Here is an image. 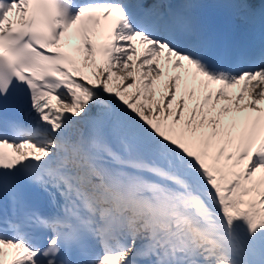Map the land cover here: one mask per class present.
<instances>
[{"label":"snow or ice","instance_id":"snow-or-ice-1","mask_svg":"<svg viewBox=\"0 0 264 264\" xmlns=\"http://www.w3.org/2000/svg\"><path fill=\"white\" fill-rule=\"evenodd\" d=\"M230 6L0 0V264H264V40L227 38L264 0Z\"/></svg>","mask_w":264,"mask_h":264},{"label":"bare ground","instance_id":"bare-ground-1","mask_svg":"<svg viewBox=\"0 0 264 264\" xmlns=\"http://www.w3.org/2000/svg\"><path fill=\"white\" fill-rule=\"evenodd\" d=\"M71 34H72V31H70V33H69L68 37L66 38V40H68V39L71 38ZM66 40H65V41H66ZM137 47H138V48H141L142 46L139 45V43H137ZM229 91L235 92L236 90H229ZM262 106H263V105H262ZM6 251L9 253V255L6 256V261H10V260L13 258V256H14V251H15V250H6Z\"/></svg>","mask_w":264,"mask_h":264}]
</instances>
